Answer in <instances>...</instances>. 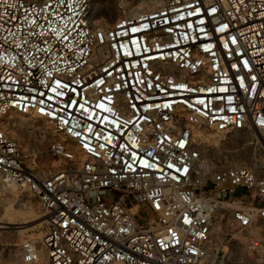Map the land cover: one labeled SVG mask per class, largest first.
I'll use <instances>...</instances> for the list:
<instances>
[{
	"label": "built area",
	"instance_id": "2783aa9c",
	"mask_svg": "<svg viewBox=\"0 0 264 264\" xmlns=\"http://www.w3.org/2000/svg\"><path fill=\"white\" fill-rule=\"evenodd\" d=\"M90 2L0 0V194L45 215L21 264H223L233 235L264 234V0L95 26Z\"/></svg>",
	"mask_w": 264,
	"mask_h": 264
},
{
	"label": "rangeland",
	"instance_id": "374dc122",
	"mask_svg": "<svg viewBox=\"0 0 264 264\" xmlns=\"http://www.w3.org/2000/svg\"><path fill=\"white\" fill-rule=\"evenodd\" d=\"M154 1L156 0H91L88 16L94 26L100 23L108 24L122 14L132 15L136 11L148 10L159 3H153ZM11 116L16 120L22 119L29 122V117L16 113H12ZM202 132L204 133L202 136L209 134L213 135L214 138L217 137L218 142L228 141L226 145L231 149L236 148L243 141L250 140L254 135L251 132L240 131H231L224 135L214 134L209 128H202ZM17 135L15 133V136ZM17 137L21 141L25 140L23 128L21 135ZM214 142L210 141L209 144H216ZM40 151H43V149ZM208 151L211 153L214 149L208 148ZM250 153L251 149H246L248 159ZM19 204L22 205V208L20 206L21 209L18 206ZM6 208L9 209L5 210ZM7 211L12 212L8 215L12 216L14 220L10 223H0V264H21L17 253V245L23 239L35 241L41 237L45 228V215L35 197L17 192L0 194V219L5 217ZM252 235L253 237L249 239L245 238L246 233L242 235L235 234L229 240L230 243L224 242L223 245H226V247L219 246L220 250H227L223 257V264H260L264 261V234L252 233ZM219 252L220 255L222 251ZM218 259L219 261L216 264H220V258Z\"/></svg>",
	"mask_w": 264,
	"mask_h": 264
},
{
	"label": "bare ground",
	"instance_id": "6f19581e",
	"mask_svg": "<svg viewBox=\"0 0 264 264\" xmlns=\"http://www.w3.org/2000/svg\"><path fill=\"white\" fill-rule=\"evenodd\" d=\"M161 1V0H160ZM160 1H158V0H156V1H154L153 3H156L157 4V2H160ZM159 4V3H158ZM157 4V5H158ZM91 6V5H90ZM156 6V5H155ZM138 8V7H137ZM139 12H134V13H132V15H135V14H138ZM132 15H129V16H132ZM6 123H7V125H9L10 126V129H11V132L13 133V134H15V133H17L18 135L17 136H20L21 135V133H22V128H23V126L24 125H26V124H28V123H30V122H28V121H24V120H22V119H19V120H16L15 118H13L12 116H11V114H9L8 116H6ZM210 130V129H209ZM211 132H213L214 134H216V132H214L213 130H211ZM212 136L213 135H209V134H205V135H203L202 136V140L204 141V142H212V141H215L214 143H216V144H222V141H220V142H218V140H216V138H214V136H213V138H212ZM20 139V138H19ZM220 140V139H219ZM215 151V150H214ZM230 156L232 157V159L235 161V162H237L236 161V158H237V156L234 154V153H231L230 154ZM239 158V157H238ZM19 206V208H20V206H21V208H22V205L21 204H19L18 205ZM20 208V209H21ZM9 208H6L5 210H8ZM26 212V211H25ZM7 213V214H6ZM5 213V217H3L2 219H0V223H6V222H8V223H10V222H12L13 220H14V218L12 217V216H10V215H8V214H12V212H6ZM247 237H253V235H252V233L251 232H249V233H247ZM219 240V239H218ZM41 262H44L43 261V259L41 260ZM260 264H264V261H262Z\"/></svg>",
	"mask_w": 264,
	"mask_h": 264
}]
</instances>
